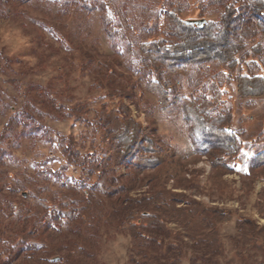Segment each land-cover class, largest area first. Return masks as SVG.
Returning <instances> with one entry per match:
<instances>
[{
    "label": "rangeland",
    "instance_id": "rangeland-1",
    "mask_svg": "<svg viewBox=\"0 0 264 264\" xmlns=\"http://www.w3.org/2000/svg\"><path fill=\"white\" fill-rule=\"evenodd\" d=\"M101 1L117 32L112 38L100 12L82 8L84 0H0V262L264 264V167L250 168V159L264 148V96L240 97L236 83L239 74L264 77V35L248 41L252 49L240 56L237 69L205 62L176 83L179 96L208 103L210 114L225 116L238 137L240 151L226 156L235 167L229 172L194 151L188 124L161 112L158 96L138 71L141 44L149 28L154 36L153 26L164 24L166 0ZM220 6L208 4L203 15L195 0H182L175 10L183 19L216 21ZM31 86L45 88L51 102L42 103L43 94ZM77 105L84 106L81 117ZM126 108L145 130L155 127L172 150L174 160L159 174H174L166 187L189 203L172 206L178 217L161 211L145 218L138 206L118 212L112 199L92 191L98 161L108 157ZM70 139L82 155L92 156V171L67 161L62 149ZM116 170L125 174L124 167ZM156 181L138 182L131 196L153 193ZM179 207L188 210L185 218ZM204 209L225 216L205 222ZM51 210L61 216L35 232V222ZM240 219L255 231L239 230ZM133 228L157 235L158 242L137 246Z\"/></svg>",
    "mask_w": 264,
    "mask_h": 264
},
{
    "label": "trees",
    "instance_id": "trees-1",
    "mask_svg": "<svg viewBox=\"0 0 264 264\" xmlns=\"http://www.w3.org/2000/svg\"><path fill=\"white\" fill-rule=\"evenodd\" d=\"M181 2L182 0L165 1L166 6L162 10L164 24L161 27L158 24L153 26L154 36L151 35L150 28L147 31L150 37L141 44L140 51L143 59L142 67L138 68V71L142 72L141 75L146 80L147 89L158 96L161 112L169 116L180 115L188 124L189 140L194 151L200 156H208L215 168L234 172L235 167L230 165L226 158L235 156L240 151V146L236 134L226 126V117L211 115L210 107L205 101L199 104V99L196 97L179 96L176 83L187 76L195 65L205 62L227 64L231 70L237 69L241 63L240 56L252 49L248 46V41L257 35H264V0L204 2L195 0L199 14L204 15L203 12L208 4L218 3L222 8V13L216 21L207 19L202 26L188 23L187 20L190 19H183L179 16L175 9ZM82 8L88 13L98 10L107 28V35L111 38L116 36L117 32L107 23V6L104 2L84 0ZM200 19L205 18L203 16ZM257 49L261 50V46ZM253 50L255 54H258L256 49ZM152 73L156 75V79L149 77ZM236 83L240 97L264 96V77L262 76L250 73L239 74ZM32 88L43 94L42 100L40 99L42 103L51 102L45 88L31 86L29 90ZM34 101L36 102V99ZM30 102L28 106H33L34 103ZM83 107V105L75 107L77 117H81ZM56 108L57 106L54 105L55 111L60 110V107ZM126 109L127 117H123L121 126L112 132L111 150L108 157L98 161L96 168L98 180L92 185V191L98 188L104 197L112 199L118 212L138 206L142 217L145 218L151 217L152 213L157 215L161 211L169 214L168 216L178 217V213L173 211L172 206L175 207L178 204L188 206L189 203L183 193L171 192L166 187L169 178L174 177V174L166 173L165 176L159 174L170 159L174 160L172 150L163 144L155 127L151 125L145 130L133 118L130 109ZM75 144L70 139V142L68 141L62 149L67 161L80 166L83 171H92L94 167H88L92 162V156L82 155ZM250 164L251 170L258 166L264 167V148L259 149L250 159ZM123 167L125 174H118L116 169ZM155 180H157V185L153 184V193L140 198L131 196L138 182L150 184ZM102 181L103 183L99 186ZM86 193L91 195L88 190ZM179 208L175 210L182 214L188 211L186 207ZM201 213L205 222L209 221V218L225 216V211L218 209H204ZM183 215L184 218L187 216ZM58 216H61L58 210L45 211L38 224L35 222L34 231L42 233L43 229ZM249 224L252 223L240 219L239 230L250 228L255 231ZM156 230H165V226L156 224ZM133 231L137 246L141 245L144 240L150 239L152 242L159 240L157 235H148L144 230L133 228ZM71 258L69 255L68 260ZM0 264L5 263L0 262Z\"/></svg>",
    "mask_w": 264,
    "mask_h": 264
},
{
    "label": "water",
    "instance_id": "water-1",
    "mask_svg": "<svg viewBox=\"0 0 264 264\" xmlns=\"http://www.w3.org/2000/svg\"><path fill=\"white\" fill-rule=\"evenodd\" d=\"M206 19H191V20H187L188 23H193L195 25H199L202 26L203 24L206 23Z\"/></svg>",
    "mask_w": 264,
    "mask_h": 264
}]
</instances>
